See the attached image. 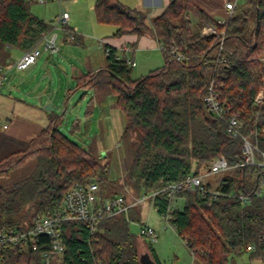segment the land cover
<instances>
[{"label": "trees", "instance_id": "obj_1", "mask_svg": "<svg viewBox=\"0 0 264 264\" xmlns=\"http://www.w3.org/2000/svg\"><path fill=\"white\" fill-rule=\"evenodd\" d=\"M33 4L32 0H0V69L10 66V49L29 51L53 28L32 12ZM95 10L99 23L117 28L115 37L155 36L165 58L163 68L133 79L127 55L106 45L105 69L78 79V88L90 89L97 75L108 76L115 106L124 119L121 138L130 144L124 157L125 180L136 197L161 191L189 175L206 174L209 163L218 157L234 160L241 155L242 139L229 135L225 124L204 106L211 81L222 100L240 113L243 132L255 133L264 148V105L255 103L264 80V0H244L225 25L202 11L195 0L171 1L151 24L141 11L118 0H96ZM206 25L225 31L223 44L218 36L199 37ZM64 32L68 40H76L69 27ZM171 47L180 48L187 59L171 56ZM60 120L53 119L28 142L18 143L0 132V178L36 162L28 178L0 186V231L18 230L26 219L31 225L39 216L61 213L65 193L77 183L96 180L104 196L127 199L120 179H111L106 157L71 140L60 130ZM217 175L216 181H206L205 194L191 189L176 194L184 207L171 210L169 224L198 264H233L235 256L246 252L250 260L264 264V193L248 203L241 199L256 188L257 167ZM213 192L219 195L214 198ZM146 202L162 216L172 206L167 190ZM142 204L101 219L93 235L87 221L63 222V250L51 255L50 264H142L137 246L141 235L130 229L132 222L140 221ZM32 244L22 252L8 248L0 264H42L43 253L51 250V238L42 235ZM148 251L159 263L155 250Z\"/></svg>", "mask_w": 264, "mask_h": 264}, {"label": "rangeland", "instance_id": "obj_2", "mask_svg": "<svg viewBox=\"0 0 264 264\" xmlns=\"http://www.w3.org/2000/svg\"><path fill=\"white\" fill-rule=\"evenodd\" d=\"M32 1L34 2L32 12L36 16L43 17L49 22L53 20L51 22L52 26H56L55 20L61 11L66 9L71 13L73 12L72 9H75L78 5L75 0H48L43 4L39 3L38 0ZM238 4V6H242L244 0L239 1ZM192 22L196 26V22L193 19ZM71 24L74 26V22ZM55 33L57 34L60 46V42L65 40V32L63 30H56ZM88 41L93 54L91 69L94 71L104 69V50H101L103 45L97 39H90ZM40 47L43 48V45H40ZM9 53L12 55L10 59L19 58L17 51L10 49ZM48 54L47 51L43 52L41 57L43 59H40L41 66H39L35 73H32L36 68H33V66L26 72H16L15 69L7 72L8 79L0 89V132L10 136L7 130L4 129V125H10L16 120L39 124L45 123L49 114H51L52 119L60 117V130L71 140L93 154L98 153L97 149L102 147V151L99 154L106 153L107 155L106 161L110 167L111 179L116 181L120 179L121 192L125 193L124 195L127 199L135 198L136 192L125 180L127 169L124 157L125 150L129 148L130 144L126 139L120 138L119 134L115 135L116 133H114L115 121L113 113L116 112L120 116V126L122 128L124 126V119L120 110L115 106L117 98L110 88L106 72H102L95 77L93 81L94 89L78 88L77 76L80 74V71L87 73L88 69L80 66L76 59H74L72 61L75 66L74 71L70 65V60L63 52L55 53L53 60L48 63V68H45L43 66ZM133 56L137 63V66L133 67V79L147 76L151 71L165 66L164 55L159 49L147 50L142 53H129L127 58H133ZM5 72L3 71L2 75ZM68 88L71 89V92L67 97L66 91ZM93 97L98 99L100 104L102 103V106L110 111L111 115L109 116L108 122H102L99 125L96 120L99 118V108L97 110L95 108L94 114H89L88 122L84 120L87 117V102ZM49 105L52 106V109L48 108ZM15 139L18 143L24 142L22 141L23 139ZM35 167V161L27 162L12 171L8 176L0 178V186L10 187L28 178ZM219 176L217 174H207L205 181H216ZM176 206L182 209L184 207L182 201L177 203L175 200L172 204V209H176ZM138 212L140 221L131 223V231L139 236L141 226L147 225L152 227L157 235L155 241L139 236L140 239L137 240V246L140 255L149 252L148 248L152 247L158 254L159 263L156 264H198L185 242L174 231L171 225L167 223L163 216L157 212L153 204L148 202L143 203L139 207ZM23 223L29 225L27 219ZM146 256H143V260H145ZM233 264L263 263L250 260V253L246 252L235 256Z\"/></svg>", "mask_w": 264, "mask_h": 264}, {"label": "built area", "instance_id": "obj_3", "mask_svg": "<svg viewBox=\"0 0 264 264\" xmlns=\"http://www.w3.org/2000/svg\"><path fill=\"white\" fill-rule=\"evenodd\" d=\"M48 0H38L39 3H46ZM241 0L228 1L225 4L226 15L218 21L219 24L225 25L227 20L233 15ZM70 14L66 11L61 13L56 18V26H53L51 31L43 33L41 41L29 51L23 52L17 59H9L10 66L1 68V73L6 71L4 75L0 76V89L8 79L7 72L11 69L16 71H25L34 66L40 59L43 49L51 54L58 53L60 50L56 30H65L69 26ZM218 36L221 38V44L225 39V31L219 32L214 25H206L201 32L200 38H210ZM43 45V48L40 47ZM8 48H10L8 46ZM171 56H175L179 61L186 60V55L178 47H171L169 50ZM264 61V58L262 59ZM128 63L133 67L136 65L135 61L129 60ZM203 103L207 111L214 115L218 120L223 122L226 126L227 132L234 138H240L243 141L242 153L234 160H230L225 156L218 157L212 160L208 165V171L203 175H189L185 180L172 184L167 188L170 194L171 203L176 200V194L180 191L187 189L198 190L200 193L205 194L208 192L206 189L205 177L207 174H218L226 172L230 169H239L249 166L257 167V186L252 191L243 196V202L248 203L253 196H259L264 193V148H262L256 138V134L251 132L245 134L243 132V122L240 120V113H235L232 108L222 100L221 94L215 87L214 81H211L206 94L203 97ZM255 103L259 106L264 105V80L263 88L258 94ZM7 126L4 125V128ZM156 191L133 199H126L122 195L118 196H104L100 185L96 180L91 182L77 183L72 186L63 197V211L56 215H42L34 220L33 224L26 225L23 223L20 229L6 228L0 231V262L3 260L7 249L16 247L20 252L25 251L32 244L34 238L46 235L51 238V250L43 253V263L50 264L52 254H60L63 250L61 240V225L65 221H87L90 224L92 235L96 229L98 222L104 218H111L127 212L131 207L145 203L146 201L154 198ZM219 195L213 192V197ZM172 206L168 208L163 218L169 224V213ZM172 227V226H171ZM173 228V227H172ZM174 229V228H173ZM175 231V230H174ZM140 235L144 238L155 241L157 238L156 231L147 225L140 228ZM33 250L37 249L35 244H32Z\"/></svg>", "mask_w": 264, "mask_h": 264}, {"label": "crops", "instance_id": "obj_4", "mask_svg": "<svg viewBox=\"0 0 264 264\" xmlns=\"http://www.w3.org/2000/svg\"><path fill=\"white\" fill-rule=\"evenodd\" d=\"M95 1L96 0H86V1L75 0L76 4L78 5L75 7V9L74 8L72 9L73 12L70 13L69 10H66V9L64 10L70 13V20L68 22L70 25L69 29L70 31H73V33L76 35V40L74 42L70 41L66 38V35H64L65 40H62L60 42L59 52H63L65 55H67V58L70 60V65L73 67L74 71H75V66L72 62L74 59H76L77 63L80 64V66L82 67L84 66L86 67V69H88L87 73L94 74V73H98L99 71H101V70L94 71L91 69V61H92L93 54H92V51L90 50V44L88 41L90 39H97L100 42V44L103 45V48L101 47V50L102 49L104 50L103 52L104 65H105L104 69L106 67V50H105L106 45L115 47L119 49L120 52H124L126 55H128L129 53H142L147 50H155V49L161 50V46L157 38L150 34H146L141 37L138 36L137 34H128L122 37H115L114 34L117 31V28L115 26L104 25L98 22L96 10H95ZM118 1L121 4L127 7H130L131 9H137L141 11L147 17L146 21L148 22V24H151V21L154 18H157L158 16H160L167 9L170 2L173 0H118ZM228 1H232V0H195V3L206 14L220 21L225 17L227 13L225 9V4ZM50 22H53V20H51ZM72 22H74V26H72L71 24ZM201 32L199 33V36L201 35ZM44 51L46 50L43 49V52ZM43 52H42V55H43ZM17 53H18L17 56L20 57L23 52L17 51ZM54 54H51V53L48 54L46 62L44 63L43 67L48 68L49 66L48 63H50L53 60ZM41 57L40 59L42 60L43 58ZM128 59H130L131 61H135L134 56L133 58H128ZM39 60L33 66V68L34 67L36 68L32 71V73H35L36 70L39 68V66H41V60L40 61ZM135 66H137V63ZM27 70L16 71V72H26ZM87 73H83L80 71V74L77 76V78L80 79V77H82L83 75ZM81 88H85V87H81ZM94 88L95 87H91L90 89H94ZM86 89L88 88L86 87ZM70 92H71V89L68 88L66 91L67 97L69 96ZM90 100H92L91 103L89 102ZM90 100L87 102V106H86L87 111H89L91 108L92 113L94 114L95 108L96 110L99 108V118L96 119L99 125L102 122L104 123L108 122L109 116L111 115L110 111H108L106 107H103L102 103L100 104L98 99H95L93 97ZM80 107L82 106L80 105ZM113 117L115 121V126L113 128L115 130L114 133H116L115 135L119 134L121 138L123 128L122 126H120L121 125L120 116L116 112H114ZM88 119H89L88 117L84 118L86 122H88ZM52 120L53 119L51 118V114L48 115V119L45 123L38 124V123L30 122V121H19V120L17 121L16 120L10 125L5 124L7 127L4 129L7 130L8 134L11 137L17 138V139L18 138L23 139L22 141L28 142L32 140L33 138L37 137L38 135H40L42 130L47 125H49ZM101 149L102 147H100V149H97L98 153L102 151ZM176 201L177 203H179L180 200L176 199ZM144 255L151 257L149 252H145L144 254L141 255V257ZM154 264L156 263L154 262Z\"/></svg>", "mask_w": 264, "mask_h": 264}, {"label": "water", "instance_id": "obj_5", "mask_svg": "<svg viewBox=\"0 0 264 264\" xmlns=\"http://www.w3.org/2000/svg\"><path fill=\"white\" fill-rule=\"evenodd\" d=\"M48 108H51V109H52V106L49 105ZM106 156H107L106 153H103V154H102V157H103V158H105ZM141 262H142V264H154L153 260L150 259V257H148V256H146L145 260H143V256H142V257H141Z\"/></svg>", "mask_w": 264, "mask_h": 264}]
</instances>
